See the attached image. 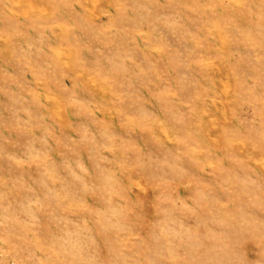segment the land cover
<instances>
[{
	"label": "rangeland",
	"instance_id": "obj_1",
	"mask_svg": "<svg viewBox=\"0 0 264 264\" xmlns=\"http://www.w3.org/2000/svg\"><path fill=\"white\" fill-rule=\"evenodd\" d=\"M0 264H264V0H0Z\"/></svg>",
	"mask_w": 264,
	"mask_h": 264
}]
</instances>
